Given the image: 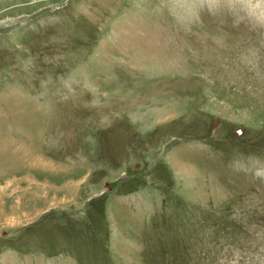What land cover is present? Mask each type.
<instances>
[{
    "label": "rangeland",
    "instance_id": "rangeland-1",
    "mask_svg": "<svg viewBox=\"0 0 264 264\" xmlns=\"http://www.w3.org/2000/svg\"><path fill=\"white\" fill-rule=\"evenodd\" d=\"M259 167L230 0H0V264H264Z\"/></svg>",
    "mask_w": 264,
    "mask_h": 264
},
{
    "label": "clouds",
    "instance_id": "clouds-1",
    "mask_svg": "<svg viewBox=\"0 0 264 264\" xmlns=\"http://www.w3.org/2000/svg\"><path fill=\"white\" fill-rule=\"evenodd\" d=\"M234 8H238L255 24L264 26V0H230ZM256 179L264 180V167L256 168L253 172Z\"/></svg>",
    "mask_w": 264,
    "mask_h": 264
}]
</instances>
